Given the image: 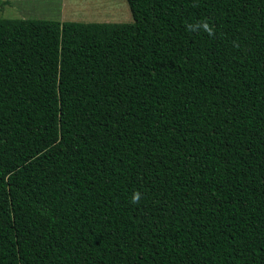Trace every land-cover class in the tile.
Masks as SVG:
<instances>
[{"label":"trees","instance_id":"1","mask_svg":"<svg viewBox=\"0 0 264 264\" xmlns=\"http://www.w3.org/2000/svg\"><path fill=\"white\" fill-rule=\"evenodd\" d=\"M125 2L0 16V264H264V0Z\"/></svg>","mask_w":264,"mask_h":264},{"label":"rangeland","instance_id":"2","mask_svg":"<svg viewBox=\"0 0 264 264\" xmlns=\"http://www.w3.org/2000/svg\"><path fill=\"white\" fill-rule=\"evenodd\" d=\"M0 16L82 23H131L125 0H1Z\"/></svg>","mask_w":264,"mask_h":264},{"label":"clouds","instance_id":"3","mask_svg":"<svg viewBox=\"0 0 264 264\" xmlns=\"http://www.w3.org/2000/svg\"><path fill=\"white\" fill-rule=\"evenodd\" d=\"M185 27H186V30H188L190 32L203 31L204 33H206L210 37L214 36V34H215L214 27L211 26L207 22V20H200V21H197L195 23H188L185 25ZM141 199H142V194L139 191H135L131 196L130 202L132 204H139Z\"/></svg>","mask_w":264,"mask_h":264}]
</instances>
